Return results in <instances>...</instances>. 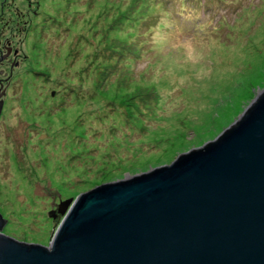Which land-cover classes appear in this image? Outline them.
Returning a JSON list of instances; mask_svg holds the SVG:
<instances>
[{
  "label": "rangeland",
  "instance_id": "374dc122",
  "mask_svg": "<svg viewBox=\"0 0 264 264\" xmlns=\"http://www.w3.org/2000/svg\"><path fill=\"white\" fill-rule=\"evenodd\" d=\"M2 2L0 214L17 240L50 245L60 202L213 141L264 90V0Z\"/></svg>",
  "mask_w": 264,
  "mask_h": 264
},
{
  "label": "water",
  "instance_id": "95a60500",
  "mask_svg": "<svg viewBox=\"0 0 264 264\" xmlns=\"http://www.w3.org/2000/svg\"><path fill=\"white\" fill-rule=\"evenodd\" d=\"M49 214L50 245L6 235L0 214V264H264V90L213 141Z\"/></svg>",
  "mask_w": 264,
  "mask_h": 264
}]
</instances>
